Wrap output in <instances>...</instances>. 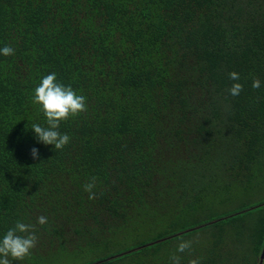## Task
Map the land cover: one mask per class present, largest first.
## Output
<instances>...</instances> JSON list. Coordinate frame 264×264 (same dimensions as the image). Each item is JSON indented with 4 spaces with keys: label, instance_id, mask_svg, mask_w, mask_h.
Returning a JSON list of instances; mask_svg holds the SVG:
<instances>
[{
    "label": "trees",
    "instance_id": "obj_1",
    "mask_svg": "<svg viewBox=\"0 0 264 264\" xmlns=\"http://www.w3.org/2000/svg\"><path fill=\"white\" fill-rule=\"evenodd\" d=\"M6 45L0 238L18 220L38 237L13 264H260L264 0H0ZM50 73L87 104L58 151L32 130Z\"/></svg>",
    "mask_w": 264,
    "mask_h": 264
},
{
    "label": "clouds",
    "instance_id": "obj_2",
    "mask_svg": "<svg viewBox=\"0 0 264 264\" xmlns=\"http://www.w3.org/2000/svg\"><path fill=\"white\" fill-rule=\"evenodd\" d=\"M0 53L5 56L13 55L14 49L11 46H5L0 49ZM229 79L238 81L239 73L232 71ZM261 82L258 78L253 79L252 87L259 88ZM243 91L241 83H234L228 89L232 96H238ZM34 105H39V110L46 117V126L34 123L32 130L35 133L38 142L44 145H54V151L62 150L69 142L70 137L66 133L59 131L62 121L77 117L87 111L86 98L78 94L70 85H64L57 82L55 73L44 76L40 84L34 90L32 97ZM33 159H39V151L36 148L31 150ZM95 180L84 185V190L89 193L90 199H95ZM40 225L47 223V217L41 215L37 221ZM38 237L35 235L34 225L25 224L17 221L15 226L10 228L2 238H0V264H13V261H23L31 255L36 247ZM192 247L191 240H180L177 245V251L180 253L189 251ZM172 264H180V257L173 254L170 257ZM189 264H199L197 259H192Z\"/></svg>",
    "mask_w": 264,
    "mask_h": 264
},
{
    "label": "water",
    "instance_id": "obj_3",
    "mask_svg": "<svg viewBox=\"0 0 264 264\" xmlns=\"http://www.w3.org/2000/svg\"><path fill=\"white\" fill-rule=\"evenodd\" d=\"M264 262V248H263V252H262V256H261V260H260V264H263Z\"/></svg>",
    "mask_w": 264,
    "mask_h": 264
}]
</instances>
